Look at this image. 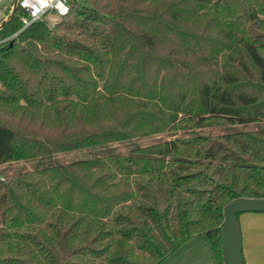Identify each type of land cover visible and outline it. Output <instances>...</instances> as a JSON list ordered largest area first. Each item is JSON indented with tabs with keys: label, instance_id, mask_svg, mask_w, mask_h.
<instances>
[{
	"label": "trees",
	"instance_id": "16d2710c",
	"mask_svg": "<svg viewBox=\"0 0 264 264\" xmlns=\"http://www.w3.org/2000/svg\"><path fill=\"white\" fill-rule=\"evenodd\" d=\"M87 1L0 25V165L161 138L0 178V264H160L201 235L225 264L224 208L264 200V130H227L264 121V0Z\"/></svg>",
	"mask_w": 264,
	"mask_h": 264
},
{
	"label": "rangeland",
	"instance_id": "374dc122",
	"mask_svg": "<svg viewBox=\"0 0 264 264\" xmlns=\"http://www.w3.org/2000/svg\"><path fill=\"white\" fill-rule=\"evenodd\" d=\"M15 0H2L0 2V25L8 19V17L13 13L12 12V4H14ZM84 1L87 3V0H81L78 5L73 7V10L75 11H83L82 13H85V10L81 9V6L83 5ZM60 21V18L55 16H47L42 22H45L47 25H55ZM231 133L235 132H243V131H252V130H264V121L260 122H254L246 125H236L232 127H228L227 129ZM161 137L160 136H151L147 138H139V139H132L127 140L125 142H117L112 143L100 147L95 148H88L83 150H77L73 152H67V153H60L53 156L45 157V158H36L31 159L27 161H18L13 163H8L4 165H0V178H4L9 175L17 174V173H23V172H30L37 169L47 168L51 166H57L67 163H72L76 161H83L92 159L95 157H103L110 154H126L130 150L138 148V147H145L150 146L152 144H155L159 141ZM162 139L164 137L162 136ZM252 215H264V213H243L240 214L238 217V222L241 228L242 233V222L249 221V218L253 217ZM254 217H260V216H254ZM264 217V216H263ZM200 239L197 237L194 241L197 242H191L193 238L188 240L187 244L191 249L195 250H207L206 244H201L203 240L206 239L205 236L201 235ZM202 239V240H201ZM186 244V245H187Z\"/></svg>",
	"mask_w": 264,
	"mask_h": 264
},
{
	"label": "crops",
	"instance_id": "0c3cea01",
	"mask_svg": "<svg viewBox=\"0 0 264 264\" xmlns=\"http://www.w3.org/2000/svg\"><path fill=\"white\" fill-rule=\"evenodd\" d=\"M252 216L249 221L242 222L243 259L245 264H264V215ZM195 239L193 238L191 242H197L194 241ZM187 242L168 255L160 264H216L207 238L201 243L206 244L207 250L191 249Z\"/></svg>",
	"mask_w": 264,
	"mask_h": 264
},
{
	"label": "water",
	"instance_id": "95a60500",
	"mask_svg": "<svg viewBox=\"0 0 264 264\" xmlns=\"http://www.w3.org/2000/svg\"><path fill=\"white\" fill-rule=\"evenodd\" d=\"M243 213H264L263 199H240L223 210L221 226V256L225 264H245L242 251V233L237 216Z\"/></svg>",
	"mask_w": 264,
	"mask_h": 264
},
{
	"label": "built area",
	"instance_id": "2783aa9c",
	"mask_svg": "<svg viewBox=\"0 0 264 264\" xmlns=\"http://www.w3.org/2000/svg\"><path fill=\"white\" fill-rule=\"evenodd\" d=\"M2 0H0L1 2ZM81 0H15L12 4V11L15 6H18L22 11L21 16V30H24L33 23L41 22L47 16H55L58 18L65 17L69 14L73 7L78 5ZM14 34L12 37L5 41L16 37L18 34Z\"/></svg>",
	"mask_w": 264,
	"mask_h": 264
}]
</instances>
